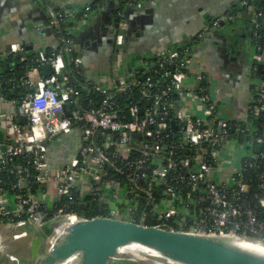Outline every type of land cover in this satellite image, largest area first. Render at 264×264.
Instances as JSON below:
<instances>
[{
	"label": "built area",
	"instance_id": "built-area-1",
	"mask_svg": "<svg viewBox=\"0 0 264 264\" xmlns=\"http://www.w3.org/2000/svg\"><path fill=\"white\" fill-rule=\"evenodd\" d=\"M30 1L41 5L38 0ZM108 1L99 3L98 9ZM120 1L128 3V9H145L146 0ZM48 13L58 36L54 49L59 45L63 48L35 55L38 65L24 80L33 93L19 101L15 112L9 110L17 101L7 100L0 90V133H4L0 139V173L13 175L11 183L4 184L0 174V254L12 242L25 238L24 228L29 225L42 227L54 220L87 219L61 205L64 200H74V192L107 205L108 214L99 217L191 233L264 239V174L255 179L249 176L250 169L257 167L256 160L264 159V138L256 128L246 126L240 130L244 142L234 138L231 123L238 120L214 98L205 68L194 65V49L204 44V36L221 31L222 21L231 25L239 17L216 18L205 35L140 62L133 71L150 74V64L166 68L163 89L154 95L150 92L157 84L151 74L144 82H129L128 75L120 73V53L128 29L121 21L115 42L117 66L110 83L88 79L91 89L105 97L98 107L84 110L77 99L81 91L69 84L72 76L67 69L71 62L80 73L83 60L79 56L71 61L68 54L75 43L71 37L61 36L60 28L64 20L74 28L83 26L95 10L90 4L61 12L50 7ZM263 17L262 12L254 13L255 29L261 26ZM10 57L26 61V47L11 44L10 51L0 55V63ZM154 59H158L157 64ZM250 63V81L257 92L247 112L249 118L263 119L264 82L254 74L264 65V49L255 52ZM47 65L52 69L49 77L42 72ZM36 73L39 78L33 82ZM207 79L208 92L203 93ZM108 88L116 91L110 93ZM135 88L140 91V100L150 101V106L120 102L117 94ZM22 117L26 118L24 124ZM75 130L80 133V141L73 159L63 167L52 168L48 163L50 145L55 138ZM135 135L140 138L135 139ZM258 146L262 147L260 153L256 151ZM239 148L245 153L238 161ZM256 182L259 192L254 190ZM161 186L166 189L165 198L157 202L154 195ZM140 202L152 206L156 224H147L145 215L139 221L133 217ZM171 220L178 228L170 226Z\"/></svg>",
	"mask_w": 264,
	"mask_h": 264
},
{
	"label": "crops",
	"instance_id": "crops-1",
	"mask_svg": "<svg viewBox=\"0 0 264 264\" xmlns=\"http://www.w3.org/2000/svg\"><path fill=\"white\" fill-rule=\"evenodd\" d=\"M38 1L41 5L34 2L29 5L27 0H0V51L8 42L25 43V47H30L26 48L27 52L33 54L54 49L58 45V36L49 17L50 7L82 9L104 0ZM109 1L103 8L97 9L86 24L73 31V35L81 41H76L75 45L82 57V68L88 79L105 84L110 83L115 64L117 65L116 51L114 53L117 28L112 23L113 10L120 16L116 3L112 1L108 4ZM243 2L246 0H150L143 12L125 10L123 18L128 29L125 31V44L120 53V73L125 70V74L129 75L145 58L177 47L190 37H199L210 28L209 24L213 19L241 7ZM239 17L237 22L243 28L244 21L242 16ZM129 30L131 36L126 37ZM221 48L219 34L210 36L206 44L194 49V65H201L206 69L212 94L221 102L227 114L247 124L248 104L255 94L254 82L250 81L249 76L251 58L246 57L248 69L244 72L240 73L234 66L227 67L225 72L226 61L222 57ZM38 78L36 73L31 79L35 82ZM3 136L4 133H0V139ZM79 141L80 133L76 130L55 138L48 153L49 165L59 168L65 166L64 160L69 163L78 149ZM18 254L23 256L19 251Z\"/></svg>",
	"mask_w": 264,
	"mask_h": 264
},
{
	"label": "water",
	"instance_id": "water-1",
	"mask_svg": "<svg viewBox=\"0 0 264 264\" xmlns=\"http://www.w3.org/2000/svg\"><path fill=\"white\" fill-rule=\"evenodd\" d=\"M27 2L29 5L32 4L30 0ZM148 2L145 3V10ZM128 10L137 11L136 9ZM111 16L114 20L112 23L118 28L117 12L113 10ZM226 26L222 21V30ZM217 34L222 42L220 51L226 61V72L227 67L237 66V60L242 55L244 44L240 43L237 35L233 36L232 44H228L223 41V32ZM130 36L131 31L129 30L126 37ZM210 36L214 37L207 33L204 38L209 39ZM251 36L252 32H248L244 39ZM191 39L192 37L189 38ZM259 40L262 41V38ZM76 41L81 42L74 36V43ZM11 44L13 43L8 42L7 46H3L0 55L9 52ZM21 44L25 46V43ZM247 69L245 66V70ZM42 72L45 77H49L52 69L47 65ZM226 75L230 77L229 73ZM19 105L20 102L17 101L9 113L15 112ZM65 110L70 115L68 105L65 106ZM25 122L26 118L22 117L21 123ZM172 125L175 129L177 128L175 122H172ZM134 138L139 139L140 135H135ZM261 150L260 146L256 148L258 153ZM63 164H68L67 160H64ZM62 224V229L58 232ZM27 228L33 230L35 234H31ZM24 230L27 236L21 240L29 239L30 235L34 237L25 246L26 253L24 252L21 257L17 249L12 250H15V253L6 249L0 254L2 256L0 264H264V254L248 250L240 245L251 243L264 247V239L248 236L191 233L104 217L68 221L54 220L42 227L29 225ZM48 244H50L49 247H47ZM25 254L28 256L26 257Z\"/></svg>",
	"mask_w": 264,
	"mask_h": 264
},
{
	"label": "trees",
	"instance_id": "trees-1",
	"mask_svg": "<svg viewBox=\"0 0 264 264\" xmlns=\"http://www.w3.org/2000/svg\"><path fill=\"white\" fill-rule=\"evenodd\" d=\"M116 3V7L118 11L120 12L119 16V23L121 21H124L123 13L125 10H128L127 6L128 3L122 2L120 0H112ZM149 0H146V2ZM247 5L241 6L239 8H235L233 11V15L239 17L242 16V19L244 21L243 23V33L245 35L248 34V32H252V36L249 37L252 42V47L254 52H258L261 49H264V19L261 20V26L258 29H255L253 27L252 19L254 13L262 12L264 13V0H246ZM99 3L91 4V7L96 11ZM118 4V5H117ZM56 11L61 12L62 9L55 8ZM240 18V17H239ZM264 18V17H263ZM125 22V21H124ZM238 22H233L232 24H235ZM74 26L72 23L67 21H62L61 28H60V35L64 37H71L74 40ZM118 29V33H119ZM75 34V33H74ZM259 38H262V41L259 40ZM179 46V45H177ZM181 46V45H180ZM63 48V45H59L56 49H51L46 51L49 54L55 50L58 51L59 49ZM77 46L75 45L73 49H71L70 56L71 61H74L76 58H78L80 55L78 53ZM35 55L32 52H27V60L22 61L20 58L16 57H10L5 62L0 64V90L4 97L9 101H20L25 96L29 95L30 93H33V89L29 88L28 86L24 85V80L28 73L31 71V69L34 66H37L38 63L36 62ZM156 64L158 63V59L153 60ZM68 71L71 73L72 78L69 81V84L72 86H75L77 89L81 91L80 96L77 98L79 100V105L84 110H90L93 108L98 107L101 103L105 95H103L101 92H95L91 89V87L88 85L89 80L88 77L85 74V71L82 68V71L79 73V70L75 68L73 63L70 62L68 65ZM166 68L160 69L158 66H153L150 64L149 70L150 74L153 76V81L157 84V87H154L151 90V95H154L155 92H159L163 89V84H161V80L163 78V72ZM167 69H173V67H169ZM158 71L159 73H156ZM146 71H131L128 75L129 82L137 81V82H144L147 77L150 75ZM255 78L260 79L264 82V65H262V68H259L256 70L254 74ZM204 90L203 93H207L208 86H209V80L207 79L204 82ZM110 93L116 91L115 89L108 88ZM255 93L257 92V89L255 88ZM119 96L120 102H133L135 105L141 104V106L146 107L150 106L151 102L146 100H140L141 95L139 89L135 88L128 92L127 94H117ZM172 99H177V95L171 94ZM73 107V105H71ZM168 120L169 117H168ZM171 124V122H170ZM231 133L233 134L234 138L239 140L240 143H243L245 140V136L243 133H240V130H244V126L246 128L248 127H254L257 130H259V134L264 138V118L263 119H252L249 118L247 124H243L238 121H234L231 123ZM233 126L234 129H233ZM174 129V128H173ZM236 129H239L238 131H235ZM264 147V146H263ZM257 167L251 168L249 171V176L253 177L254 179L258 176V174H264V159H258L256 160ZM10 169V166L7 168ZM1 179H3L4 184L11 183V180L13 179V175L9 177V175L6 172H2ZM10 179V180H9ZM165 187L161 186L159 187L154 195V199L157 202H160L162 199L165 198L164 192ZM254 190L256 192H259L258 183L256 182L254 184ZM75 198L72 201L64 200L61 202V205L68 207V212L75 213L80 217H84L87 219H92L99 216H106L109 212L108 206L100 202L98 199L93 198L90 195H84L78 192H74ZM152 213V206H148L146 202H140L138 207L133 212V217L136 220H140L143 215H145L146 223L147 224H156L157 221L153 217ZM170 226H173L175 228H178L175 224V221H170Z\"/></svg>",
	"mask_w": 264,
	"mask_h": 264
},
{
	"label": "rangeland",
	"instance_id": "rangeland-1",
	"mask_svg": "<svg viewBox=\"0 0 264 264\" xmlns=\"http://www.w3.org/2000/svg\"><path fill=\"white\" fill-rule=\"evenodd\" d=\"M111 3H112V1H109L108 4H111ZM241 28H242V26L239 23H235V24H232V25H227L224 28V30H221V31H219V30H213V31H215L216 33L223 32V41L226 42V43H228V44H232V41H233V38H234L233 36H236L237 35L240 38L242 37V35H243V30L242 29L243 28L242 29ZM233 30H234V32H232ZM206 41H207V38H205V40H204L205 43L204 44H206ZM242 43L244 44V47H243V50H242V55L237 60V62H238L237 63V66H234V68L237 69L240 73H242V72L245 71V66L247 64L246 57L252 56L253 53H254L253 47H252V42H251V39L250 38L242 39ZM227 49L229 51V48H227ZM121 75H126L125 74V70L122 71ZM86 76H87V74H86ZM239 151L240 152L238 153V161L241 158V156L245 153L243 148H239ZM27 229H29V228H27ZM29 231L31 232V234H35L33 232V230L29 229ZM33 238H34L33 235H30V238L27 239V240L24 239V240H21V241L12 243L13 245H11L8 249L12 251L15 248V249H17L22 254H23V252L26 253L25 246H27L28 242L31 241V240H33ZM49 246H50V244L47 245V247H49ZM12 252L15 253V250L12 251ZM25 256L27 257L28 254H25ZM1 257L2 256H0V258Z\"/></svg>",
	"mask_w": 264,
	"mask_h": 264
},
{
	"label": "bare ground",
	"instance_id": "bare-ground-1",
	"mask_svg": "<svg viewBox=\"0 0 264 264\" xmlns=\"http://www.w3.org/2000/svg\"><path fill=\"white\" fill-rule=\"evenodd\" d=\"M240 245L248 250H251V251H254L260 254H264V247L260 245L251 244V243H241Z\"/></svg>",
	"mask_w": 264,
	"mask_h": 264
},
{
	"label": "flooded vegetation",
	"instance_id": "flooded-vegetation-1",
	"mask_svg": "<svg viewBox=\"0 0 264 264\" xmlns=\"http://www.w3.org/2000/svg\"><path fill=\"white\" fill-rule=\"evenodd\" d=\"M150 1V0H149ZM241 6V5H240ZM239 8V7H238ZM145 9H142V10H137L138 12H143ZM226 15H233V11H231V12H229L228 14H226ZM215 20V19H214ZM214 20H212V22L214 21ZM238 20H236V22H237ZM212 22H210V24H209V26H211V24H212ZM244 36H245V34L243 33V35H242V37L240 38V43H242V39H244ZM236 37V36H235ZM255 53V52H254ZM253 53V54H254ZM252 56H250V58H251ZM249 58V59H250ZM250 67H251V63H250ZM208 79H209V77H208Z\"/></svg>",
	"mask_w": 264,
	"mask_h": 264
}]
</instances>
